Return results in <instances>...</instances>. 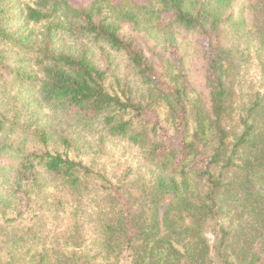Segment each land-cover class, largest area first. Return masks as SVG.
<instances>
[{
    "label": "trees",
    "instance_id": "16d2710c",
    "mask_svg": "<svg viewBox=\"0 0 264 264\" xmlns=\"http://www.w3.org/2000/svg\"><path fill=\"white\" fill-rule=\"evenodd\" d=\"M238 2L0 0V264H92L90 236L103 264H264V0Z\"/></svg>",
    "mask_w": 264,
    "mask_h": 264
},
{
    "label": "rangeland",
    "instance_id": "374dc122",
    "mask_svg": "<svg viewBox=\"0 0 264 264\" xmlns=\"http://www.w3.org/2000/svg\"><path fill=\"white\" fill-rule=\"evenodd\" d=\"M24 2H27V0H21ZM247 5V0H239L237 5L234 8V13L239 15L242 20L248 21V14L247 11H244V7ZM179 49L181 54L183 55L185 59V66L187 67V71L190 77V80L196 85V90H201L202 87V80H201V72H200V66L201 63L192 56V47L194 46L193 41L188 37H180L179 40ZM121 67L123 66V63L120 61ZM257 69L253 66L250 67V70L248 73L249 80H252L254 82L259 81V74L257 73ZM125 154L122 149H117L114 155H112V159L109 157H104L101 159L99 164H106L108 171H115L114 167L118 163L120 166L116 168V171L122 172L123 168L132 165L136 166L137 160L134 159L132 156H130L128 153ZM134 156V155H133ZM89 162V160H86ZM127 161V162H126ZM83 252L89 255V258L91 260L92 264H103V261L101 260L98 249V243L92 236L87 239L86 245L84 247Z\"/></svg>",
    "mask_w": 264,
    "mask_h": 264
}]
</instances>
